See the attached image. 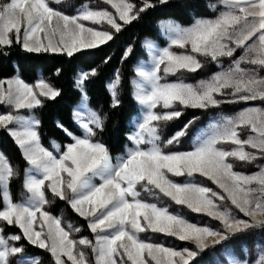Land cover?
<instances>
[{
    "label": "snow or ice",
    "instance_id": "1",
    "mask_svg": "<svg viewBox=\"0 0 264 264\" xmlns=\"http://www.w3.org/2000/svg\"><path fill=\"white\" fill-rule=\"evenodd\" d=\"M103 2L115 14L82 5L69 15L51 6L65 4L66 0H0V48L11 47L15 42L29 53H64L72 57L113 41L141 13L155 7L151 0H142L139 8L130 0ZM167 2L160 0L162 4ZM219 6L222 10L216 17L196 18L187 27L174 20L161 21L160 27L168 37L165 47L145 42L151 67H138L140 80L133 81V95L142 115L135 131L128 136L134 146L115 162L108 147L95 139L98 131L104 130L106 117L87 106L88 96L83 87L89 77L98 74L96 69L81 73L77 79L82 103L74 111L73 119L83 135L78 136L57 122V127L73 141L64 145L63 151L53 142L58 155L42 146L37 131L39 121L22 115L21 111L42 106L41 97L54 100L60 90L43 79L34 85L19 76L0 80V105L13 109L0 114V129L8 131L29 165L24 179L27 198L14 202L10 184L19 172L0 152V222L20 230L18 234L5 236L4 227H0V264H12L11 258L24 252L22 238L46 250L54 264H66L65 257L71 264H90L87 253L78 246L91 249L94 264H193L202 252L230 236L249 229H264V165H257L259 170L255 173L245 174L235 171L232 162L264 159V109L249 107L233 118H226L197 137L189 151H165L181 143L194 122L189 121L162 146L161 125L181 117L183 108L206 110L224 102L264 101V76L259 75V69H264V0H219ZM210 7L215 10L217 5ZM84 22L101 27L86 26ZM173 48L184 51L178 53ZM239 49L243 52L232 60L230 67L209 80L195 85L182 79L163 82L166 76L182 70L202 69L204 65L198 56L218 62L221 57L232 58ZM132 51L128 47L125 58ZM242 64L258 68H245ZM120 83L117 73L109 85L114 108L120 105ZM229 96L234 100L217 98ZM244 127L251 134L241 139L240 129ZM226 144L233 147H222ZM196 174L207 178L222 192L173 179ZM46 191L66 201L88 221L94 241L87 237L72 238V233L81 229L71 223L65 227L61 217L46 210L53 202ZM141 191L157 199L162 195L194 213L205 214L219 221L222 229L189 222L168 207L142 199ZM233 207L250 219L239 218ZM149 231L190 242L194 250L188 247L176 250L142 239L141 234ZM210 238H215L211 245ZM230 259L231 264H247ZM40 260L21 257L16 264H40ZM256 264H264V252Z\"/></svg>",
    "mask_w": 264,
    "mask_h": 264
},
{
    "label": "trees",
    "instance_id": "2",
    "mask_svg": "<svg viewBox=\"0 0 264 264\" xmlns=\"http://www.w3.org/2000/svg\"><path fill=\"white\" fill-rule=\"evenodd\" d=\"M130 1L137 8L142 4V0ZM151 2L155 7L141 13L140 18L125 26L119 34L115 35L113 41L101 45L96 49L82 50L79 53H75L72 57H68L64 53H29L23 50L20 44L15 42L11 47L0 48V79L19 76L30 85H34L39 79H43L60 90V95L54 100L41 97L42 106H38L32 110L21 111L26 115L32 114L39 121L37 131L39 132L43 147L51 149L52 143L57 142L61 146V151H63L64 145L73 142L61 128L57 127V122L76 135L83 134L73 119L74 107L82 98V92L76 82V76L80 71L88 72L96 69L98 74L89 77L83 85L88 96L87 106L99 113L102 117H106L104 130L98 131L95 139L108 147L114 160L123 154L126 147L130 145L128 134L131 130V119L139 112V104L133 95V78L136 75L135 65L139 60L145 59L148 56L145 41L152 39L158 44L167 45L168 40L161 33V21L171 19L181 25H190L198 17H215L221 8L219 6V0H168L167 3L163 4L160 3V0H151ZM84 4L94 9H107L114 13L110 5L104 3L103 0H66L65 4H52L51 6L64 11L66 14L73 15ZM213 4L217 5L215 10L210 7ZM68 5L72 6L70 7ZM86 24L91 25L88 22ZM94 26L98 29L101 27L98 25ZM104 28H107V26L105 25ZM128 47H131L133 51L131 55L125 58ZM199 58L204 65L202 69L196 72L182 70L175 75L166 76L163 82L181 79L184 82L195 81L208 76L219 68L217 62L212 61L210 58L203 56H199ZM231 59L227 57L219 58V60ZM58 70L59 75H57ZM117 73L121 81L118 88L120 105L114 108L112 107V96L109 85L116 79ZM253 104L263 106L264 101L224 102L219 107H210L206 110L183 108L181 117L161 125L160 135L162 146L163 142H166L167 139L184 128L189 121H194L189 126L187 135L182 138L181 143L169 146L165 148V151L190 149L193 146L192 138L195 132L201 126L205 125L213 115L233 113L245 106ZM1 106V111H13L8 106ZM157 111H161V109L158 108ZM0 151L6 155L14 168L19 172L18 177L11 181L10 192L14 202L21 201L27 193L24 188V179L28 164L22 156L21 150L14 142V139L4 129H0ZM232 162L236 170H255L256 161L253 163H245L238 160ZM173 179L177 182L192 181L211 187L213 190H219L215 184L207 180V178L201 177L199 174L192 177L185 176ZM46 194L48 199L53 201L49 206H46V210L54 216L61 217L62 224L65 227L71 223L74 228L81 229L78 233L73 232L72 238L87 237L94 241V234L91 233L87 220L75 213L66 201L54 198L50 191H46ZM141 198L148 202L157 203L161 207H168L169 211L184 217L189 222L208 226L213 229H222L219 221L205 214L194 213L186 206L176 205L169 198L163 197L162 195L157 199L141 191ZM233 212L236 214L238 210L233 207ZM0 227H4L5 236L20 232L18 227L8 226L6 222H0ZM141 238L175 249L188 247L194 250V245L190 242H183L174 237L165 236L164 234L151 233L149 231L142 233ZM20 244L24 246L23 253L40 257V264H54L53 258L46 250L30 245L23 238ZM262 248H264V229H249L247 232L230 236L228 240L222 241L214 247L210 246L196 258L193 264H224L228 260L226 256L227 252L232 253L238 259L251 262L257 257L259 250ZM86 250L89 255L90 264H94L91 249L86 248ZM19 255L11 258L12 264H16ZM66 263L71 264L70 261H66Z\"/></svg>",
    "mask_w": 264,
    "mask_h": 264
},
{
    "label": "rangeland",
    "instance_id": "3",
    "mask_svg": "<svg viewBox=\"0 0 264 264\" xmlns=\"http://www.w3.org/2000/svg\"><path fill=\"white\" fill-rule=\"evenodd\" d=\"M4 2H7V0H5ZM131 2V1H130ZM84 5H86V4H84ZM92 9H94V8H92ZM96 9V8H95ZM222 9L220 8V11H221ZM219 11V12H220ZM219 14V13H218ZM217 14V15H218ZM216 15V16H217ZM215 16V17H216ZM198 18H201V17H198ZM211 18H214V17H211ZM167 20H171V19H167ZM167 20H163V21H167ZM85 24H86V22H84ZM88 23H90V22H88ZM122 23V22H121ZM92 25V24H91ZM91 25H89V24H86V26H90V27H96V26H91ZM191 25V24H190ZM99 26V25H98ZM182 26H185V27H187V26H189V25H182ZM160 29H161V27H160ZM161 33H162V35L165 37V38H167V40H168V37L163 33V31H162V29H161ZM253 40H256V38L254 37L253 38ZM146 41H151V42H153L155 45H157L158 47H165V46H167V45H161V44H158L156 41H154V40H152V39H147ZM145 41V42H146ZM249 43H252V41H250ZM146 48V47H145ZM146 50H147V54H148V56H147V58H145V59H141V60H139V62L135 65V71L137 70V68L138 67H144V68H150L151 67V57H150V54H149V50L146 48ZM173 51H176V52H182V51H184V50H182V49H179V48H173ZM242 52H243V49H239V50H237V54L235 55V56H233L232 57V59L231 60H219L218 62H217V65L219 66V68H217L215 71H213L212 73H210L208 76H205V77H203V78H199V79H197V80H195V81H186V83H190V84H193V85H195V84H197L199 81H201V80H209L214 74H216V73H218V72H221V71H225V70H227L229 67H230V65H231V63H232V60H234V59H236V58H238L241 54H242ZM198 59H200L199 58V56L197 57ZM242 67H245V68H250V67H257L258 68V66H252V65H248V64H242ZM81 73H83L82 71H80L79 73H78V75L76 76V82H77V79H78V77L80 76V74ZM259 75L260 76H264V69H259ZM14 77H17V76H14ZM14 77H9V78H6V79H0V80H8V79H11V78H14ZM39 80H41V79H39ZM38 80V81H39ZM134 80H136V81H139L140 80V78L138 77V75H137V71H136V75H135V77L133 78V81ZM169 82H173V81H169ZM134 85H133V93H134ZM218 99H223V100H233L234 98L233 97H217ZM81 103H82V98H81V100L75 105V107H74V111H77V110H79V106L81 105ZM263 106H261V105H248V106H245L244 108H241V109H239V110H237V111H235V112H233V113H219V114H216V115H213L211 118H210V120L205 124V125H203V126H201L196 132H195V134H194V136H193V138H192V144H193V142L197 139V137H200V136H202L203 134H205V133H207V132H209V131H211V129H212V127L214 126V125H216V124H219V123H223L224 122V120L226 119V118H233V117H235L241 110H243V109H245V108H249V107H257V108H261V109H264V104H262ZM4 106H7V105H2L1 107H4ZM7 112H10V111H6V112H4V111H1L0 110V114H3V113H7ZM21 114L22 115H25V116H27V117H29V118H33V119H35L36 120V118L31 114V115H26V114H24V113H22L21 112ZM141 115H142V108H141V106L139 105V112L136 114V115H134L133 116V118L131 119V122H130V125H131V130H130V132H129V134H128V136L132 133V132H134L135 131V124L136 123H138V121H139V118L141 117ZM11 127H14V125H9V128H11ZM240 133H241V139H245V138H247V136L249 135V134H251V132H250V129H248V128H246V127H244V128H241L240 129ZM83 135V134H82ZM78 136H81V135H78ZM72 143V142H71ZM55 144H57V145H59L57 142H55ZM69 144V143H68ZM67 145V144H66ZM134 145L132 144V142L130 141V145H128L127 147H126V150H125V152L123 153V154H121V155H119L118 157H121V156H124L125 154H126V152H127V150L128 149H130V148H132ZM222 147H225V148H231V147H233L232 145H228V144H226V145H222ZM48 150H50V151H53V153L55 154V155H58L57 153H56V151H55V149L53 148V143H52V148L51 149H49V148H47ZM192 148H190V149H185V150H180V151H189V150H191ZM246 150H248V151H256V150H253V149H250V148H248V149H246ZM1 152V151H0ZM114 162H115V160H114ZM246 163V162H245ZM257 165H264V159H258V160H256V163H255V170H252V171H240V170H236L234 167V170L235 171H238V172H241V173H245V174H251V173H255V172H257L259 169H258V167H257ZM29 167V165L27 166V168ZM26 168V169H27ZM184 182H191V183H194V182H192V181H184ZM255 187V186H254ZM216 191H221L222 192V190H216ZM27 193H26V196L21 200V201H18V202H23V201H25L26 200V198H27ZM236 215L239 217V218H241V219H250V218H248V217H245L242 213H239V212H237L236 213ZM198 226H204V225H198ZM208 227V226H207ZM80 238H82V237H80ZM80 238H78V239H80ZM77 239V240H78ZM213 239H215V238H210L209 239V241H208V243L210 244V243H212V240ZM78 247H81V248H83V250L87 253V255H88V252H87V250H86V248L84 247V246H78ZM166 247H168V246H166ZM169 248H171V247H169ZM173 249H175V248H173ZM176 250H181V249H176ZM262 252H264V248H262V249H260L259 250V253H258V255H257V257L254 259V260H252L251 262H249V261H246V260H243V259H238L235 255H233L232 253H230V252H227L226 253V256H227V262L226 263H224V264H231V259L230 258H234L235 260H239V261H246L247 262V264H256V261H257V259H258V256L262 253ZM21 257H35V256H30V255H28V254H25V253H23V254H20L19 255V257H18V259L17 260H19ZM65 259V262L67 261V258L65 257L64 258ZM88 260H89V255H88ZM67 264V263H66Z\"/></svg>",
    "mask_w": 264,
    "mask_h": 264
},
{
    "label": "crops",
    "instance_id": "4",
    "mask_svg": "<svg viewBox=\"0 0 264 264\" xmlns=\"http://www.w3.org/2000/svg\"><path fill=\"white\" fill-rule=\"evenodd\" d=\"M29 255V254H28ZM30 256H34V255H30ZM36 257V256H35Z\"/></svg>",
    "mask_w": 264,
    "mask_h": 264
}]
</instances>
